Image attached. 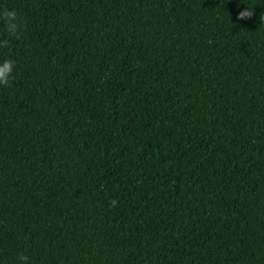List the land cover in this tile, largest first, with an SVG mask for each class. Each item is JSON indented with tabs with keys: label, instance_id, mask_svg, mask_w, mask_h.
I'll list each match as a JSON object with an SVG mask.
<instances>
[{
	"label": "trees",
	"instance_id": "trees-1",
	"mask_svg": "<svg viewBox=\"0 0 264 264\" xmlns=\"http://www.w3.org/2000/svg\"><path fill=\"white\" fill-rule=\"evenodd\" d=\"M5 8L0 264H264V0Z\"/></svg>",
	"mask_w": 264,
	"mask_h": 264
},
{
	"label": "clouds",
	"instance_id": "clouds-1",
	"mask_svg": "<svg viewBox=\"0 0 264 264\" xmlns=\"http://www.w3.org/2000/svg\"><path fill=\"white\" fill-rule=\"evenodd\" d=\"M253 15V7L240 8L236 12V17L238 20H245ZM264 19L260 17V20ZM0 20H3L4 28L7 32L8 37L16 36L23 29V22L18 16L15 8H5L0 10ZM8 43V39L0 40V46ZM15 60L10 56L0 58V85H7L11 82L13 78V71L15 68ZM116 204V200L112 199L110 201V206ZM18 264H27L28 257L24 253H18L17 255Z\"/></svg>",
	"mask_w": 264,
	"mask_h": 264
}]
</instances>
